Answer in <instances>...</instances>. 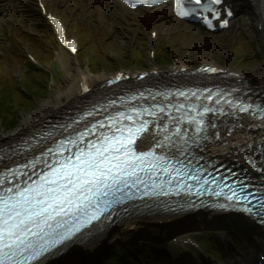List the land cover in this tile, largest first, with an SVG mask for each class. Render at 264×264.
I'll return each mask as SVG.
<instances>
[{"label":"snow or ice","instance_id":"6c2138e0","mask_svg":"<svg viewBox=\"0 0 264 264\" xmlns=\"http://www.w3.org/2000/svg\"><path fill=\"white\" fill-rule=\"evenodd\" d=\"M124 2L127 4L129 0ZM135 2L157 4L164 0ZM194 2L200 4V0ZM219 3L220 0H206L198 10L214 12L211 6ZM177 8L179 15H188L178 0ZM52 23L60 27L55 20ZM60 38L63 40V35ZM68 47L74 50L73 45ZM202 71L215 72L216 69L205 68ZM143 95L140 93L141 97ZM176 95L187 96L188 93L181 91ZM191 95L196 96L197 93L192 92ZM228 103L231 105L232 102ZM110 106L114 111L108 112ZM234 107L264 121V107L260 105L252 107L241 102ZM101 110L107 113L106 119L85 124L78 134L60 139L55 142V147H49L39 157L15 167L4 165L0 168V264H34L40 261L55 245L71 240L81 227L99 220L108 209L133 199L134 191L140 192L143 198L167 195L165 184L171 191L175 182L177 193L183 189L184 185L179 181L189 177L186 160L189 141L193 140L192 137L186 138V131L177 126L169 133L166 125L142 119L145 114L156 117V112L148 108L120 111L116 100L110 101L109 105H94L85 115L94 117ZM165 111L164 107L157 109L159 113ZM209 111L214 110L204 107L201 115ZM175 119L177 124L181 122L179 117ZM189 123H195L197 134L206 131L203 120H191ZM63 127L67 129L72 125ZM138 140L140 144H137ZM145 142L150 144L147 150L142 147ZM10 158L11 154L6 149H0V164ZM38 165H42L39 172L36 170ZM24 169H29L31 175ZM199 175L200 169H195L191 179L199 181ZM20 177L26 179L21 182ZM164 177L168 179L165 181ZM203 183L208 181L205 179ZM240 191H245L243 182ZM248 195L254 196L255 193L241 197L232 189V194L226 199L251 203ZM216 207L234 208L235 204ZM258 208L255 215L261 216L264 198L259 199ZM242 210L253 213L249 207Z\"/></svg>","mask_w":264,"mask_h":264},{"label":"bare ground","instance_id":"6f19581e","mask_svg":"<svg viewBox=\"0 0 264 264\" xmlns=\"http://www.w3.org/2000/svg\"><path fill=\"white\" fill-rule=\"evenodd\" d=\"M98 1L103 9L107 2ZM250 10L257 22L263 26L259 36L264 41V3L262 0H254ZM146 17L149 21H166L170 19V13L166 7H160L152 9ZM194 45L201 54L199 63L175 61L166 71H158L152 67L145 79L137 80L130 75L118 85L111 87L103 85L104 74L101 77L92 76L87 70L83 71L74 64V68L62 78L61 84L53 92L57 102H53V97H50L35 110L34 119L30 123L24 119L22 121L24 125L18 127L13 133L9 135L0 133V149H6L11 154V158L4 160L0 168L13 164L55 142L78 124L73 122L78 121L82 116L80 112L93 102L112 101L116 100L115 97L120 100L124 96L125 99L119 104L128 105L130 103H125L126 99L142 91L143 87H151L152 90L159 89L167 93L173 88L181 91L191 90L190 87L193 85L199 86L202 90L208 87L217 88L221 83L237 84L242 79L239 85L264 98V75L260 73L247 75L224 65L218 76L210 78L200 70V65L203 67L214 65V57L211 56L214 46L210 40ZM81 80H87L90 83L91 90L86 94L82 93ZM63 97L66 98L65 102L62 100ZM110 109L113 108L110 106L108 110ZM55 125L57 126L51 131V135L49 133L44 135L46 128ZM65 125H72V127L65 129L63 127ZM258 127V123L252 122L231 126L234 133L227 129L222 133L220 141L204 143L205 145L201 147L203 156L226 164L233 171H241L245 176H253L258 184H264V130L262 125ZM229 133H232L231 137L225 138ZM195 204L193 200H179L172 203L163 200H140L118 207L103 214L99 220L83 228L71 240L53 248L50 253H46L34 264H74L76 262L87 264L109 235L119 237L146 229L159 232L177 227V230H182L192 228L193 225L197 226L196 221L201 222L209 218L213 222V220H220L223 216L212 210L186 209L187 206Z\"/></svg>","mask_w":264,"mask_h":264},{"label":"rangeland","instance_id":"374dc122","mask_svg":"<svg viewBox=\"0 0 264 264\" xmlns=\"http://www.w3.org/2000/svg\"><path fill=\"white\" fill-rule=\"evenodd\" d=\"M32 2L33 0H27ZM48 9L53 13L60 14L63 19L68 23V31L70 34H74L81 42L83 46L82 52L85 53L86 58L84 60L70 58H64L62 68L57 70V79L52 82L49 92L43 98L36 99L35 105L31 109H17L16 114L18 116L17 127L6 130L0 122V133L9 135L13 133L18 127L23 126V120L27 119L30 123L34 119V112L37 110L42 103L47 101L50 97H53V92L61 84L62 78L74 68V64L78 63L81 70H87L92 76L101 77L102 74L107 75L115 71L112 68L113 65L109 60L115 58H125L127 55H134L135 53L144 54L143 61L144 66H133L132 68L123 67L131 75L135 76L140 71H147L152 69V63L148 56L150 47L148 28L151 26L157 32L156 49L160 44L169 45L173 50L179 53V58L185 61H191L199 63L201 61V54L197 51L194 44H199L205 40H210L214 46V65H228L230 69L240 71L244 74H262L264 75V62L255 56V53H251L247 46L244 45L243 38L240 37L238 31H228L221 37H202L198 33L194 32L191 28L180 22L170 21H149L146 17L149 12H134L128 13L125 17V13L120 14V10L114 6L106 5L103 9L93 3L94 0H83L81 3L78 0H44ZM13 7L16 5L12 3ZM116 8V12L109 14L108 10ZM30 10V9H29ZM27 12L26 18H36V15L29 11ZM14 17V16H13ZM11 24L18 19L10 18ZM36 23L37 27L30 25V23ZM99 23H103V27L100 28ZM10 24V23H9ZM25 28L37 32L35 41L38 39L41 43L43 37L46 36L47 29L43 24H40L38 20L27 21ZM33 37V36H32ZM31 39V37H28ZM17 43H27L26 37L20 38L17 36ZM37 44V42H36ZM38 46V45H37ZM7 47V46H5ZM3 47V48H5ZM20 47V46H19ZM34 55L44 60L47 57V53L41 46L32 48ZM242 53V54H241ZM206 54V53H204ZM1 55V54H0ZM239 56L240 59L235 60ZM243 57V58H242ZM9 55L4 51V55L0 58V70L7 69L8 75L13 77L22 78L25 71V66L21 63V60ZM78 58V57H77ZM92 63H105L107 68L100 69L94 66ZM155 68L159 71L169 70L173 66L171 61L167 65L158 66L153 63ZM7 75V76H8ZM23 86V85H22ZM53 102L58 100L54 97ZM64 102L66 98L62 99ZM47 129V128H46ZM170 229H164L163 231H172ZM152 230V229H150ZM175 232L176 229H173ZM128 233L126 235H120L119 237L108 236L105 242L99 246L96 255L90 259L87 264H93L100 260L102 249L106 245L119 246L122 248L124 244H127L129 238ZM70 264V263H68ZM74 264H79L78 262Z\"/></svg>","mask_w":264,"mask_h":264},{"label":"trees","instance_id":"16d2710c","mask_svg":"<svg viewBox=\"0 0 264 264\" xmlns=\"http://www.w3.org/2000/svg\"><path fill=\"white\" fill-rule=\"evenodd\" d=\"M163 44H161L155 51V63L158 66L167 65L171 62L169 55L164 52ZM81 55L80 58H84ZM144 54L135 53L134 55H127L125 58L110 59L112 68L123 66L132 68L133 66H144ZM100 69L107 68L105 63H92ZM46 74L43 71H37L33 67L27 68L22 78L6 76L0 71V122L6 130L13 129L18 125V116L16 110L31 109L35 105L36 99L43 98L49 92L44 84V77ZM23 85L24 89L19 88ZM114 248L108 247L104 250L101 257L102 262L113 254ZM100 264V263H94Z\"/></svg>","mask_w":264,"mask_h":264}]
</instances>
